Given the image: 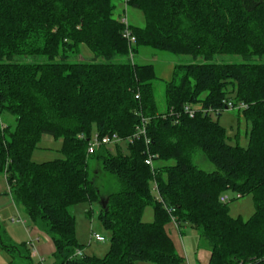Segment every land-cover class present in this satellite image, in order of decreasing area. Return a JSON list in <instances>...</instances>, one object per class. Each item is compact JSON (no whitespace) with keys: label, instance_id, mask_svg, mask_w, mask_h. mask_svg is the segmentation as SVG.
I'll return each instance as SVG.
<instances>
[{"label":"trees","instance_id":"obj_1","mask_svg":"<svg viewBox=\"0 0 264 264\" xmlns=\"http://www.w3.org/2000/svg\"><path fill=\"white\" fill-rule=\"evenodd\" d=\"M128 6L146 21L144 28L130 26L133 58L138 47L205 59L264 54V0H130ZM115 10V0H0V176L14 204L50 238L55 264H180L164 230L170 216L198 232L208 264H264V64L177 66L165 83L161 113L152 66L133 62ZM80 44L99 61H76ZM229 100L247 106L238 110L250 123L246 148L229 145L211 117L182 113L191 104L222 114ZM142 120L150 145L139 138L124 143L127 154L113 145L87 155L93 131L125 139ZM43 136L61 140L63 159L31 160ZM147 147L157 156L153 172L145 165ZM197 151L214 171L193 164ZM90 159L116 178L119 191L100 193ZM225 191L234 199L252 196L248 220L229 215L228 202L219 201ZM81 202L101 206L98 220L109 233L102 258L85 254L77 241L70 208ZM148 206L151 223L142 221ZM3 234L0 225V249L35 264L26 243L8 237L5 243Z\"/></svg>","mask_w":264,"mask_h":264},{"label":"rangeland","instance_id":"obj_2","mask_svg":"<svg viewBox=\"0 0 264 264\" xmlns=\"http://www.w3.org/2000/svg\"><path fill=\"white\" fill-rule=\"evenodd\" d=\"M116 3V10H115V17L123 16V11L126 10L127 20L130 24V26L135 28H144L146 25L145 18L143 14L131 6H126V9L121 4L120 0H115ZM76 61L80 62H98L99 60L94 58L93 53L88 49V47L85 44L78 45V54L72 55ZM71 60H73L72 57H70ZM30 60V59H28ZM42 60V59H41ZM36 61V60H35ZM133 62H135L138 65H150L152 66L153 74L155 75V79L152 81V86L154 90V96L156 105L159 112L165 111V101H164V88L165 83L171 81L174 69L177 66L181 65H188V64H240V63H254V64H264V54L261 56H252L249 58H244L239 55H213L209 59H205L203 57H192V56H186V55H173L164 51H158L154 50L149 47H138L133 58ZM230 94L231 97L235 95L233 92V86L229 84L226 89ZM195 108L198 107V105L194 106ZM3 115V119H4ZM212 119L217 121L219 126H221L226 133V140L227 143L231 146H240L242 148H246L248 146V138H249V132H250V123L245 120L243 115L238 112V110H229L223 112L220 116H212ZM4 121V120H3ZM7 122L13 125V121L11 117H7ZM93 135H95L93 131ZM110 147V146H109ZM113 150V146H111ZM122 154H127V149L125 144H121L120 146ZM57 159H63V154L61 153V142L60 140H45L41 139V141L38 143L36 148L33 150L31 155V160L34 163H42V162H49ZM193 164L199 168L200 170H203L205 172H212L214 171V166L209 163L206 158L203 156V154L200 151H197L193 157H192ZM169 165H172V162L168 163ZM89 168L90 171L93 169L95 171L94 173L90 172V178L92 179L94 185L99 189L100 193L102 195H108L111 193H116L119 191V186L117 184L116 178L109 174L104 172L101 169V166L95 162L93 159L89 160ZM96 173V174H95ZM154 182L152 181L150 183L151 193L153 196H155V192L153 191ZM9 189L7 186V183L4 179V177L0 176V194L2 193H8ZM8 195H10L8 193ZM222 196H225L228 198L227 200V208L228 213L232 218H241L243 221L248 220L254 213L255 206L253 202L252 196L245 195L239 199L235 198V193L230 191H225ZM234 199V200H233ZM100 204L93 203L90 204L86 202H81L72 208H70V213L75 218V233L78 243L82 242V238L85 239V249L87 250V254L90 255L91 250H89L88 243H94V240L92 241L90 236L91 233H100L104 238V242L97 244L94 246L99 252L104 249V253L101 255H98L97 257L102 258L105 253L109 249V233L102 228V226L99 223L98 220V214L100 210ZM21 209V207H18ZM86 209L90 210V214H86ZM23 217L21 214L17 213H11L10 211L4 212L3 218H0V225L2 227L3 231V240L5 243H9V236H8V229L7 227H10L9 222L10 219H17L18 217H21L22 219H25L27 221V225L30 227H33L32 222L30 219L24 214ZM25 215V216H24ZM154 215L153 210L151 207H146L143 214H142V221L145 223H151L153 222ZM7 230V232L5 231ZM15 232L17 242H24L26 240V236L28 234L26 233V236L24 235L23 231L20 230V228H17ZM194 239H190L186 236H183V244L186 249L188 247H192L194 251H196V248L200 244L201 247H205L200 237L198 238L197 233L194 231ZM187 234V233H186ZM8 237V238H7ZM10 239V238H9ZM83 239V240H84ZM200 239V240H199ZM91 241V242H90ZM0 263L1 264H27L25 259L19 258L16 254L11 253L8 255V253L0 249ZM43 264H55V260L53 257H49L45 259V262ZM143 264V263H141Z\"/></svg>","mask_w":264,"mask_h":264},{"label":"crops","instance_id":"obj_3","mask_svg":"<svg viewBox=\"0 0 264 264\" xmlns=\"http://www.w3.org/2000/svg\"><path fill=\"white\" fill-rule=\"evenodd\" d=\"M42 139L53 140L50 136H43ZM90 210L86 209L85 213L90 214ZM7 211H10L12 214L19 213L23 217V214H22L23 212L21 211V209H19L18 206L14 204L11 196L8 195V193L4 192L0 194V218L1 219L3 218L4 212H7ZM11 219L9 222L10 227H7L9 233L7 232V230L5 231L8 233L10 240L17 244H19V242H17V239L15 238L16 237L15 232H17L16 231L17 228H20V230L23 231L25 236H26V233L28 234V236H26L28 238H26L24 242L21 241L20 243H26L28 245L30 241H33V251H32V248L30 247L31 259L33 263L43 264L45 262V259L49 257H53V253L55 251L54 245L46 234L39 231L35 226L33 227L28 226L27 221L25 219L21 218L22 220L25 221L24 225L20 223H16V222H11ZM164 230L168 238L171 240L174 246L175 252L182 259V262L180 264H208V261L210 258V252L208 251L206 247H201L199 244L198 247L196 248V251H194L192 247H188V249H186L183 244V240H182L183 236L187 235V237L190 239V242H191V239H194L195 237L194 231L198 235V232L195 229H193L188 224H175L170 221L168 224L165 225ZM97 234L101 235L100 233H97ZM35 238H38V240L35 241ZM84 238H82V242L80 243L82 245L83 243H85ZM94 242L95 244L88 243V246L90 247L89 250L92 251L90 252V255L98 256V255H101V253L103 254L105 252L104 249H102L99 252L98 250H95L96 248L94 247L97 244H100L102 242H97V241H94ZM85 248H84V253L87 254V250ZM41 259L43 260L42 262H41ZM143 264H146V263H143Z\"/></svg>","mask_w":264,"mask_h":264},{"label":"built area","instance_id":"obj_4","mask_svg":"<svg viewBox=\"0 0 264 264\" xmlns=\"http://www.w3.org/2000/svg\"><path fill=\"white\" fill-rule=\"evenodd\" d=\"M120 1H121V4L126 9V6H128V3L130 0H120ZM123 13H124L123 16L119 17V21L122 25V37L128 43L129 51H130V57L133 58V54L131 52V50H132L131 47L135 45L136 40H135V37L132 35L130 24L127 20L126 10H124ZM136 98H138V96H136ZM224 104H225L224 112L229 111V110H243L247 107L244 103H234L231 100L224 102ZM173 113H174L173 110L170 109L169 115H172ZM182 113H183V115H186L188 118H193L197 113H201L203 116H208L211 118L213 115L216 117L221 115L220 110H213L212 108H207V109L195 108L191 104L184 105ZM162 118H165V116H162ZM139 138L143 139L144 144L146 146L150 145V139L146 136L145 120H142L141 127H138L137 130L131 136H128L125 139H121V138L117 137L116 135L104 136V137H99L96 134L93 135L92 138L88 141L87 155L93 154L96 150H98L102 146L121 145L124 143L131 144V143H133V141L138 140ZM145 157H146L145 158V165L148 166L151 169V171L153 172L154 161H155L157 156L152 154L147 147V149L145 150ZM153 191L155 192L156 199L160 201V198H159L158 192H157V185L155 182H154V186H153ZM237 197H239V196L235 195V198H237ZM227 200H228V198L225 196H221L219 198V201L221 203H226ZM168 213H171V211L168 210ZM170 219H171L170 221L172 223L177 224L176 218L174 216H170ZM11 222L20 223L22 225L25 224V221L22 220L20 217H18L17 219H11ZM90 238H91V240H94L97 242H104V240H105V238L102 235H99L97 233H91ZM37 240H38V238H35V241H37ZM28 246L31 247L32 251H33V241H30L28 243ZM75 255L78 257H81L83 255V251L77 250ZM42 261L43 260L41 259V262Z\"/></svg>","mask_w":264,"mask_h":264}]
</instances>
